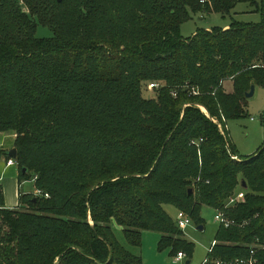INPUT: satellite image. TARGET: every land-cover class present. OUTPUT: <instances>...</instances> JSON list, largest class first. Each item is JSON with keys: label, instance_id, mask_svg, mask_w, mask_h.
I'll list each match as a JSON object with an SVG mask.
<instances>
[{"label": "trees", "instance_id": "obj_1", "mask_svg": "<svg viewBox=\"0 0 264 264\" xmlns=\"http://www.w3.org/2000/svg\"><path fill=\"white\" fill-rule=\"evenodd\" d=\"M25 2L0 0V132L16 134L20 182L37 177L43 193L8 208L0 184V264H143L115 222L131 245L157 231L191 262L195 244L166 205L196 226L204 205L223 210L234 224L208 259L249 260L264 241V145L241 157L211 118L246 116L251 86L264 88V0ZM240 2L261 21L181 34L190 11ZM38 22L54 36L38 37ZM149 82L162 86L146 98ZM254 258L264 264V250Z\"/></svg>", "mask_w": 264, "mask_h": 264}, {"label": "rangeland", "instance_id": "obj_2", "mask_svg": "<svg viewBox=\"0 0 264 264\" xmlns=\"http://www.w3.org/2000/svg\"><path fill=\"white\" fill-rule=\"evenodd\" d=\"M18 3L24 10H27L26 2L23 4L18 1ZM190 14L191 17L181 26V34L185 38L191 37L199 29H227L234 21L242 23H258L262 19L261 13L254 10V8L247 2L238 3L229 14L217 12L195 13L192 11H190ZM37 36L41 38H50L54 36V31L49 26L38 22ZM224 85L227 91L232 89V82L230 80H226ZM157 89L151 90L147 87L143 92L144 97H154ZM201 108L203 109L205 107L201 106ZM247 110L248 114L239 119L226 121V119L222 117L221 121L217 117L211 118L218 126H222L224 134L226 129L230 142L236 145L241 157L254 154L264 145L263 87L257 86L254 95L248 98ZM207 116L209 117V115ZM5 133L9 134L13 139L16 137L15 133ZM237 158L234 159L240 160ZM36 190L37 188L34 180H26L21 184V191L24 194L36 193ZM165 209L174 219L177 218L179 211L174 206L166 205ZM216 213V209L204 205L201 211V215L204 218V228L198 229V226L192 223V225L184 230L185 238L195 244V250L189 264H202L205 259H208L209 248L216 241V234L220 226L215 218ZM89 216L91 223H93L90 213ZM114 228L121 243L131 252L141 256L143 264H187L188 257H185L181 261H175V257L171 254L170 248H161L160 243L162 234L160 232L152 230L143 231L141 245L133 246L126 240L122 227L116 224V222Z\"/></svg>", "mask_w": 264, "mask_h": 264}, {"label": "built area", "instance_id": "obj_3", "mask_svg": "<svg viewBox=\"0 0 264 264\" xmlns=\"http://www.w3.org/2000/svg\"><path fill=\"white\" fill-rule=\"evenodd\" d=\"M21 3H25L26 0H18ZM202 2H204V0H202ZM162 84L159 82H151L148 87L151 90L157 89L159 87H161ZM195 93H197V91H195ZM172 94L174 96L177 95L176 91H173ZM253 119V118H252ZM220 127V126H219ZM220 129L222 130V126L220 127ZM223 131V130H222ZM195 141H193L194 143ZM233 158H237V156H232ZM238 159V158H237ZM16 160L15 158H9L7 161V165H14L16 164ZM37 177H35L33 180L35 181ZM43 192L41 190H36V194H42ZM245 190L244 188L242 190L236 191V193L234 195H232L229 198L228 201V205L232 206V205H236L237 203L243 201L245 199ZM45 196H49L48 193H45ZM215 218L217 220V222L220 225H224V226H229L231 224H234V221H231L225 214V212L223 210H218ZM176 222L179 226V228H181L182 230H185L187 227H189L190 225H192L193 221L191 216L183 211L180 210L177 214V218H176ZM217 243V241L214 242V244L209 248L208 252H212L214 245ZM259 250H264V241H260L259 238H257L256 243L254 244V247L251 249V255L252 257L249 260H244V259H237L235 263H226L220 260H215V261H210V259H205L203 261L202 264H259L258 261L254 258L255 254L259 251ZM174 260L175 261H181L186 257V254L183 251L178 252V254L176 256H174Z\"/></svg>", "mask_w": 264, "mask_h": 264}, {"label": "crops", "instance_id": "obj_4", "mask_svg": "<svg viewBox=\"0 0 264 264\" xmlns=\"http://www.w3.org/2000/svg\"><path fill=\"white\" fill-rule=\"evenodd\" d=\"M10 138L12 137L9 134L0 132V184L3 187L6 206L8 208H16L20 204L22 182L19 180L17 163L14 165H7L8 159L12 158L8 155V152L15 148V139ZM239 190L242 189L239 188L237 191Z\"/></svg>", "mask_w": 264, "mask_h": 264}, {"label": "water", "instance_id": "obj_5", "mask_svg": "<svg viewBox=\"0 0 264 264\" xmlns=\"http://www.w3.org/2000/svg\"><path fill=\"white\" fill-rule=\"evenodd\" d=\"M255 88H256V86L253 84L251 86V90L246 94V97L247 98H249V97H251V96L254 95ZM8 155L10 157H12V158H15L17 156V148L16 147L13 148L12 151L8 152ZM23 171L25 172L26 171V168H24ZM243 187L244 188H247V184L245 182H243ZM192 192H193V189L192 188H189V193H192ZM198 229H203V225L198 226ZM189 263H190V261H187V264H189Z\"/></svg>", "mask_w": 264, "mask_h": 264}, {"label": "bare ground", "instance_id": "obj_6", "mask_svg": "<svg viewBox=\"0 0 264 264\" xmlns=\"http://www.w3.org/2000/svg\"><path fill=\"white\" fill-rule=\"evenodd\" d=\"M203 110H204V111H206V109H205V108H203Z\"/></svg>", "mask_w": 264, "mask_h": 264}]
</instances>
